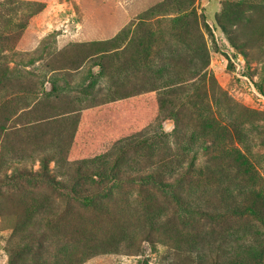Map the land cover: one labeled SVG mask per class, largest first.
<instances>
[{"label":"rangeland","instance_id":"1","mask_svg":"<svg viewBox=\"0 0 264 264\" xmlns=\"http://www.w3.org/2000/svg\"><path fill=\"white\" fill-rule=\"evenodd\" d=\"M263 204L264 0H0V264H246Z\"/></svg>","mask_w":264,"mask_h":264},{"label":"trees","instance_id":"2","mask_svg":"<svg viewBox=\"0 0 264 264\" xmlns=\"http://www.w3.org/2000/svg\"><path fill=\"white\" fill-rule=\"evenodd\" d=\"M120 158V157H118ZM106 161H107V158H104ZM117 160V159H116ZM115 160V161H116ZM114 161V162H115ZM109 165V164H108ZM110 169V168H109ZM112 171V170H111ZM83 175V174H82ZM96 176L94 177H98L100 178L101 180L105 179L106 176L100 172L99 170L96 172L95 174ZM92 177V176H91ZM114 177V176H113ZM51 183H55L53 182L52 180H50ZM167 183V182H166ZM55 184H59L60 186L62 187H59V188H62V191H61V194L63 195V197H65L66 199H73V197H79V200H85V201H88L90 200L92 197H88L86 195H83L81 194L80 191H78L74 186L72 187V190H69V185H65V184H60V183H55ZM74 184V183H73ZM169 187L170 188H175L177 186V184H175L174 182H169ZM254 197L257 198V197H263V193H259V195H255L253 193ZM259 200H262L261 198H259ZM256 201V200H255ZM257 202H259L257 200ZM256 204V203H255ZM264 205V204H263ZM255 206V205H253ZM253 206L250 207V210H253ZM248 241L247 242H244L242 245H240L241 247V251H246V256H244V258H247L246 259V264H264V247H262L261 249L259 248V242L255 241L254 243H252L250 241V239L246 238ZM216 258H214V263H218L219 261L215 262Z\"/></svg>","mask_w":264,"mask_h":264}]
</instances>
